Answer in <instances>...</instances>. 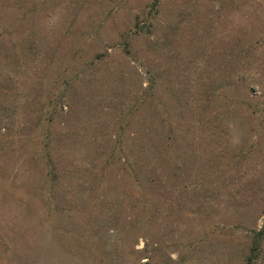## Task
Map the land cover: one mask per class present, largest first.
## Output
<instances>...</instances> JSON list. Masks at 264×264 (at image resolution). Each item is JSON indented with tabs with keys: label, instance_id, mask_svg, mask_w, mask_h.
<instances>
[{
	"label": "rangeland",
	"instance_id": "1",
	"mask_svg": "<svg viewBox=\"0 0 264 264\" xmlns=\"http://www.w3.org/2000/svg\"><path fill=\"white\" fill-rule=\"evenodd\" d=\"M153 1L0 0V264L25 263L7 249L11 239L23 248L53 240V252L33 264H244L264 224V0H161L158 14ZM143 16L155 29L126 54ZM234 61L243 81L232 87ZM69 78L75 87L60 93L71 100L48 129L33 126L52 110L43 105L59 93L56 80ZM150 82L146 103L129 113ZM209 82L224 86L201 96ZM172 87L205 101L182 118ZM122 104L127 127L149 130L178 186L144 191L141 204L114 164L87 202L67 204L66 191L47 189L42 131L109 147L125 125ZM260 249L255 264H264V239Z\"/></svg>",
	"mask_w": 264,
	"mask_h": 264
},
{
	"label": "trees",
	"instance_id": "2",
	"mask_svg": "<svg viewBox=\"0 0 264 264\" xmlns=\"http://www.w3.org/2000/svg\"><path fill=\"white\" fill-rule=\"evenodd\" d=\"M163 7V1L154 0L149 8L157 13ZM146 8V7H145ZM143 8V9H145ZM141 15H144L143 13ZM147 18L146 17H136L133 33L130 34V44L124 43L126 54L131 55L133 52V41H136L139 35L144 33L147 28ZM155 29V24H151L146 29V32H153ZM44 42V41H42ZM240 54V51H238ZM136 52H134L135 54ZM102 57L96 55L94 60H99ZM233 67L231 68L228 79L227 86L235 87L243 81L238 72V65L241 61H234ZM238 64V65H235ZM75 78L64 79L63 81L56 80V88L59 93L53 97V100H45L46 107H52L49 112L41 113L33 126L39 127L41 125V130L48 129L59 113L58 109L62 111V107L67 105V102L71 100L69 96V90L75 87ZM154 82V81H153ZM150 82L148 89H146L144 96L135 99L133 102V109L129 107V113L132 114L137 111L139 112L141 106L146 103V97L148 93L155 87V83ZM205 85V84H204ZM220 88L224 85L221 83L209 82L206 86L200 85L199 92L201 96L204 95L208 90L212 88ZM67 92L68 94H61L60 92ZM179 89L174 87L171 88V94L173 95V109L178 116L184 117L188 114H193L195 110H198L200 105L205 101L203 98L195 99V103L192 102L190 96H186L181 93L178 94ZM192 105L193 108H192ZM184 106L186 108H184ZM124 105H119V110L122 113L121 118L124 121V127L118 128L113 135V144L111 146H97L93 148L92 146L68 144L64 142L62 133H58L51 137L49 133H41L40 141L38 142L39 150H41V160L45 166V182L47 189L49 190H62L66 191V194L70 195L69 200L66 201L67 204L87 202L89 197L94 193V189L102 184V179L107 173V170L111 168L114 164H121L124 174L132 181L139 196L141 195L140 203L148 204L147 196L140 194L144 191H170L174 187L178 186L176 181L177 175L175 171L172 170L168 165H165V160L161 155L160 150H155L152 148L151 143H149L152 138L150 137L149 130L147 128L140 127H127V113L123 108ZM202 107V106H201ZM54 108V109H53ZM178 108V109H177ZM177 109V111H176ZM71 111V110H70ZM15 112V111H13ZM69 114V112L67 113ZM63 116V115H61ZM66 116V115H65ZM64 116V117H65ZM12 115H7L4 121V137L8 138L9 132H12L14 127V120ZM165 124L167 125V131L173 132L168 118L165 119ZM18 126H26L28 131L29 126L25 123L18 124ZM68 131L65 135H69L73 132V128L65 127ZM175 130V129H174ZM75 131V130H74ZM175 133V131H174ZM40 137V134H39ZM168 141H174L171 136H166ZM128 142V144H127ZM86 155V156H85ZM162 193V192H161ZM65 196V195H64ZM146 198V200H143ZM48 215V214H47ZM49 219V215L47 216ZM45 220V221H48ZM53 227V226H52ZM51 227V229H52ZM50 229V230H51ZM54 230V228H53ZM11 237V233L4 234L3 238ZM7 237V238H8ZM264 239V224L259 231L253 233L250 249L244 264H255L259 256L261 255L260 242ZM7 249L10 250V254L16 252L20 257H24L23 264H33L30 263L32 259H38L40 254L42 257L45 255H50L52 250V241L46 242L45 239H28L27 248H23L22 245L15 243V239H11ZM46 242V246L43 245ZM55 245V244H54ZM45 246V247H44ZM60 246L56 245V249ZM57 257V252H55V259Z\"/></svg>",
	"mask_w": 264,
	"mask_h": 264
}]
</instances>
